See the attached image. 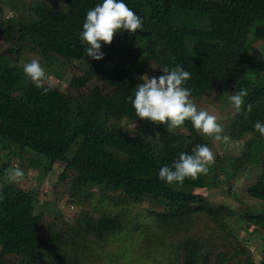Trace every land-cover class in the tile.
Instances as JSON below:
<instances>
[{"label":"trees","instance_id":"1","mask_svg":"<svg viewBox=\"0 0 264 264\" xmlns=\"http://www.w3.org/2000/svg\"><path fill=\"white\" fill-rule=\"evenodd\" d=\"M102 2L63 0L54 9L32 1L17 20L0 19V34L17 58L28 51L81 70L66 93L46 84L51 90L42 95L17 61L0 57V264H108L114 258L108 244L122 236L121 264H264V213L237 214L195 192L217 183L214 165L182 185L158 179L180 153L191 155L198 145L211 149L208 137L190 121L175 129L157 125L153 141L120 128L123 120L143 121L128 98L147 68L163 74L165 66H182L191 73L183 86L194 100L220 103L225 91L246 89L226 132L230 141H244L237 166L260 169L246 196L264 202V137L254 129L264 122V57L256 63L251 55L253 43L264 40V0H124L143 20L142 30L117 33L110 45L101 44L103 59L94 60L80 34L87 12ZM11 157L45 173L62 164L59 179L74 173L69 191L75 202L87 201L93 196L87 190L97 186L119 194L114 206L149 201L163 210L149 211L146 226L130 223L122 209L96 218L87 211L81 220L53 222L43 234L36 192L5 182ZM251 227L260 238L258 260L240 240Z\"/></svg>","mask_w":264,"mask_h":264},{"label":"rangeland","instance_id":"2","mask_svg":"<svg viewBox=\"0 0 264 264\" xmlns=\"http://www.w3.org/2000/svg\"><path fill=\"white\" fill-rule=\"evenodd\" d=\"M32 1H38L43 4L59 9L62 6L63 0H0V19L6 23L8 21H15L22 13L24 7L29 5ZM1 30V28H0ZM12 46L7 43L0 34V57L11 62L17 61V64L23 68V64L30 62L32 59H38L41 66L44 68L49 80L46 84L54 86L60 92L66 93L68 90V82L73 75L80 74L79 68H64L59 64L50 61L47 58H40L36 54L24 51L21 56L17 58L14 55ZM251 55L256 63H261L264 57V40L253 43ZM147 76L149 78L156 76L159 77L160 73L154 69L147 68ZM198 109H205L210 114L218 117V123L223 127L222 136H227V127L230 123L232 115L235 113V108L229 101L228 94L224 93L220 103H214L211 98L204 97L199 100H194ZM157 124L148 120L143 121H128L123 120L120 123L122 131L131 136H138L147 140L153 141L156 136L155 129ZM201 136L208 137L211 141L212 151L215 155L214 165L216 182L210 189L195 190L196 193L201 194L212 205L217 206L220 204L227 205L237 214L247 212L264 213V202L251 199L246 196V188L254 184L256 177L259 173V166L244 162L237 166V158L244 151V141H230L227 143L223 141H216L213 137L205 136L198 132ZM15 153L17 151L13 149ZM1 157V155H0ZM3 157V156H2ZM1 159V158H0ZM1 161V160H0ZM10 165L12 167H19L24 170L25 178L20 183H11L5 179L6 183H11L16 187L22 188L26 191H34L37 194L38 202L36 204V212L41 214L43 221L42 233L47 232V228L53 223H61L64 221L73 222L75 219L81 220L82 215L87 211L93 213L96 218L101 212H107L111 215L126 211L127 218L130 223L136 221L140 226H146L150 222L149 211H162L163 208L153 202H143L141 204L127 203L121 206H114L118 197V193L102 191L97 186H90L87 190L88 193H93L87 201L75 202L70 197V185L74 178V173L66 175L65 179H59L63 170L62 164H55L49 173L40 171V169L27 166L26 162L21 165L17 159L11 157ZM83 191L81 195H85ZM243 202L250 208L245 209L242 205ZM232 222L235 230L238 227ZM235 225V226H234ZM123 237V236H122ZM108 244V249L113 259H109L108 264H121V258L117 261V257L121 256V245L127 240L124 238ZM240 240L246 245L253 253L256 260L260 259V238L253 231V227L248 232L240 233ZM125 255L133 257L130 251H126ZM111 260V261H110ZM115 260V262H114ZM160 264L164 261L158 260ZM97 264H104L103 262ZM143 264H153L151 260H147Z\"/></svg>","mask_w":264,"mask_h":264},{"label":"clouds","instance_id":"3","mask_svg":"<svg viewBox=\"0 0 264 264\" xmlns=\"http://www.w3.org/2000/svg\"><path fill=\"white\" fill-rule=\"evenodd\" d=\"M143 20L130 8L124 0H103L86 14L83 31L80 34L82 44H86L87 56L94 60L103 59L101 44L110 45L116 34L126 31L135 35L142 30ZM25 76L37 87L43 89L46 95L51 89L46 87L49 80L38 59H32L23 64ZM159 77H139L141 81L135 87L134 98L130 96L136 116L154 124H167L170 128H180L190 121L194 129L216 141L227 143L228 137L222 136L223 127L218 123V117L205 109H198L190 89L183 85L191 78V73L182 66L169 70L167 66L161 69ZM248 95L246 89H240L229 96V101L239 113ZM251 104L247 112L251 111ZM246 118V115H245ZM254 129L264 137V122L257 121ZM176 145H174L175 147ZM215 155L207 145H198L192 154L180 153L178 160L171 166H163L158 173V179L168 185H182L186 179L195 180L200 174H206L209 166L214 163ZM5 179L11 183H20L25 178L24 170L17 167L5 170ZM0 185V201L5 199Z\"/></svg>","mask_w":264,"mask_h":264}]
</instances>
